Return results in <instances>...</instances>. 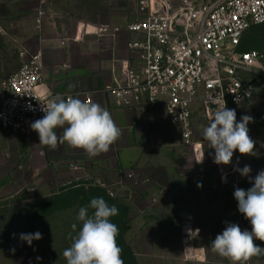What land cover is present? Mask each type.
I'll list each match as a JSON object with an SVG mask.
<instances>
[{"label":"crops","instance_id":"1","mask_svg":"<svg viewBox=\"0 0 264 264\" xmlns=\"http://www.w3.org/2000/svg\"><path fill=\"white\" fill-rule=\"evenodd\" d=\"M29 2L0 0V26L4 28L0 34V80L20 68L23 51H42L43 77L37 94L43 98L59 94L82 101L89 96L91 102L110 112L122 135L107 153L89 157L67 143L50 150L39 144L37 132L7 138L0 127V205L19 201L20 190L43 193L53 187L61 189L56 193L60 194L86 186V181L100 187L121 182L122 186L115 189L124 188L127 195L116 198L128 207L123 239L135 264H231L212 251L211 241L222 233L225 222L251 231L233 193L237 187L249 189L250 178L254 180L255 175L243 177L236 171L223 181L211 164L180 175L184 147L180 134L177 137L179 126L169 121L164 105L144 102L129 109L119 105L109 90L118 83L120 60H129L135 68L140 66L129 44L142 42L145 37L125 29L137 17V0H125L124 9L118 7L120 0H112L105 12L97 10L100 4L94 2V10L75 16L74 24L64 30L44 19L41 33L35 27L38 0L32 8ZM87 3L79 0L80 6ZM100 24L122 27L123 31L116 38L85 32L88 25ZM198 138H203L202 133ZM236 157L242 164L246 156L237 150ZM259 159L264 162V156ZM238 163L236 168L245 166ZM130 170L141 180L135 188L127 177ZM63 182L64 188L56 187ZM153 197H157L155 203ZM184 232H190L196 246L204 249L203 261L183 259ZM263 263L253 258V264Z\"/></svg>","mask_w":264,"mask_h":264},{"label":"built area","instance_id":"2","mask_svg":"<svg viewBox=\"0 0 264 264\" xmlns=\"http://www.w3.org/2000/svg\"><path fill=\"white\" fill-rule=\"evenodd\" d=\"M48 1L40 0L36 11L39 33ZM135 7L137 17L125 29L145 37L142 42L129 44L140 66L135 68L129 60H120L118 83L109 90L119 105L129 109L141 107L144 102L164 105L169 121L179 126L184 147L180 175L208 164L215 166L220 175L233 173L236 151L230 165H216L214 149L198 136L224 101L229 109L245 105L253 96L256 81L264 76V54L257 49H241L250 29L264 24V0H139ZM122 31V27L108 24L85 28L86 33L99 37L116 38ZM21 56L24 60L20 68L0 80V127L7 138L35 132L30 125L44 116L42 108L49 99L36 92L43 77L42 51H23ZM86 101L91 102L89 96ZM203 155V163H197ZM261 170L264 166L258 172ZM127 177L132 188L141 181L133 170ZM101 186L111 197H122L120 194L127 192L115 189L122 186L121 182L113 187ZM151 200L155 203L157 197ZM182 256L185 261L205 259L204 249L196 246L190 232L182 236Z\"/></svg>","mask_w":264,"mask_h":264},{"label":"clouds","instance_id":"3","mask_svg":"<svg viewBox=\"0 0 264 264\" xmlns=\"http://www.w3.org/2000/svg\"><path fill=\"white\" fill-rule=\"evenodd\" d=\"M42 111L44 116L32 122L30 127L38 133L39 144L50 150L67 143L70 148L82 149L89 157H95L107 153L122 135L110 112L98 103L71 96L65 99L57 94L48 99ZM251 122L253 117L249 115L242 116L237 122L235 109L227 108L225 101L223 107L212 114L210 123L203 127L202 137L207 141V147L214 149L216 165H230L237 150L241 155H257L256 141L249 135L248 124ZM58 129L62 130L61 134ZM203 159L204 155L196 162L203 163ZM234 170L243 177L251 173L249 165ZM250 182L249 189L237 187L233 195L238 211L250 222L251 231L225 222L222 233L211 241L212 251L230 260L231 264H246L264 252V248L254 243V240L264 241V170L259 171L254 180L250 178ZM89 208L93 210L91 214ZM118 213V208L109 206L102 197L93 198L87 207H81L76 219L82 222V227L71 237V246L63 251L66 264H124L117 242L119 229L110 220ZM72 227L75 229L76 224ZM20 239L31 246L33 240L42 239V234L38 231L22 233Z\"/></svg>","mask_w":264,"mask_h":264},{"label":"rangeland","instance_id":"4","mask_svg":"<svg viewBox=\"0 0 264 264\" xmlns=\"http://www.w3.org/2000/svg\"><path fill=\"white\" fill-rule=\"evenodd\" d=\"M120 1L122 3L118 7L124 9L125 0ZM39 2L40 0L37 6ZM87 2L86 6H80L79 0H49L45 23L54 24L64 30L65 27H71L74 24L75 16L80 17L81 13L94 10L96 7L94 2L100 4L97 10L105 12L111 7L112 0H87ZM34 5L35 0H30L28 7L32 8ZM242 48L257 49L264 54V24L247 33ZM235 111L237 122L244 115L253 117V122L248 124V128L250 137L256 141L257 155H245L244 162L241 164L239 161L238 166L249 165L251 173L256 176L259 167L264 166V162L258 160L264 156V76H260L256 81L252 98ZM177 134L179 139L178 131ZM235 173L236 171H233V173L221 175L220 178L225 181L229 175H235ZM64 183L56 187L64 188ZM85 185L60 194L56 193L62 190L53 187L50 191L43 193L38 190H20L17 194L19 201L0 205V264H66L63 251L71 246L73 242L71 237L76 236L82 227V222L76 219L79 209L87 207L93 198L102 197L109 206L114 205L118 208V215L111 217L110 220L120 229L121 220L128 212L127 205L110 198V194L109 197L105 192L106 188H101L93 181H86ZM50 192L53 194L50 195ZM92 211L89 208L90 214ZM36 216H38L37 220H35ZM73 224H76L75 229L72 227ZM37 231L42 234V239L33 240L31 246L20 239L22 233L29 234ZM254 243L264 248V241L254 240ZM13 249H15L14 252ZM253 258L264 261V252L252 257L249 260L250 264H253Z\"/></svg>","mask_w":264,"mask_h":264},{"label":"trees","instance_id":"5","mask_svg":"<svg viewBox=\"0 0 264 264\" xmlns=\"http://www.w3.org/2000/svg\"><path fill=\"white\" fill-rule=\"evenodd\" d=\"M263 25V24H262ZM258 27V26H257ZM255 28V27H253ZM252 28V29H253ZM250 29V31L252 30ZM246 37V36H245ZM245 40V38L243 39ZM243 44V43H242ZM241 49L242 50H248V49H243L242 48V45H241ZM102 188V187H101ZM79 189V188H78ZM76 190V189H75ZM106 194L109 196V194L107 193V191L105 190ZM110 197V196H109ZM112 198L113 200H117L116 197H110ZM122 222V225H120V229H119V233H118V236H117V242H118V245L121 247L122 249V259L124 261V264H135L134 263V260H133V257H132V254L130 253V250L129 248L126 246L125 242H124V239H123V232H124V224H125V221H124V218L123 220H121Z\"/></svg>","mask_w":264,"mask_h":264},{"label":"water","instance_id":"6","mask_svg":"<svg viewBox=\"0 0 264 264\" xmlns=\"http://www.w3.org/2000/svg\"><path fill=\"white\" fill-rule=\"evenodd\" d=\"M125 195H127V192H125L123 195H122V194H120V196H125Z\"/></svg>","mask_w":264,"mask_h":264}]
</instances>
